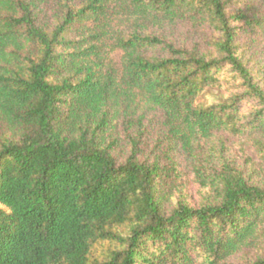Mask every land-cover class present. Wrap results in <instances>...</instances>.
<instances>
[{
    "label": "trees",
    "instance_id": "obj_1",
    "mask_svg": "<svg viewBox=\"0 0 264 264\" xmlns=\"http://www.w3.org/2000/svg\"><path fill=\"white\" fill-rule=\"evenodd\" d=\"M227 3L0 0V264H232L264 246V88ZM176 21L212 28L209 51L152 33ZM206 89L229 97L200 105ZM230 137L257 147L259 181L225 158ZM183 164L207 189L196 207Z\"/></svg>",
    "mask_w": 264,
    "mask_h": 264
},
{
    "label": "rangeland",
    "instance_id": "obj_2",
    "mask_svg": "<svg viewBox=\"0 0 264 264\" xmlns=\"http://www.w3.org/2000/svg\"><path fill=\"white\" fill-rule=\"evenodd\" d=\"M74 1L80 2L81 0ZM224 1L228 2L227 9L230 14L242 13L244 15L240 21L234 22L232 25L239 34V44L247 55L246 59L248 60V66L252 71L255 81L259 82L260 86L264 88V32L258 29L254 23L249 24L247 22L248 19L253 22L255 19L254 15H258L259 11L260 14H262V8L259 7V2L257 0ZM51 12L52 11H47L46 13V16H48L46 20H48L49 23L53 22ZM152 33L159 37H163L176 47L185 48L187 50H197L201 54H206L209 51L210 42L217 36V33L207 25L195 24L189 21H176L162 29L153 30ZM228 97L226 92L206 89L198 97L197 103L210 106L222 103V101L228 99ZM2 134L3 131L0 127V137ZM251 142L250 140L240 138L230 137L226 139V152L224 156L225 158L234 160L244 171L250 173L251 170L255 169L257 175L255 174L254 177L252 175V178L253 181H259L262 177L260 174L262 160L259 157L260 153L257 147ZM179 171L180 178H178V184L182 191H178L176 194L182 195L186 203L193 207L204 202L207 197V189L200 188L191 168L183 164ZM262 182L264 183V180ZM178 199L177 195L173 196L171 201L165 205V210L169 211L174 208ZM258 255L264 256V246L258 249H244L230 259L229 262L232 264H240L255 259Z\"/></svg>",
    "mask_w": 264,
    "mask_h": 264
}]
</instances>
